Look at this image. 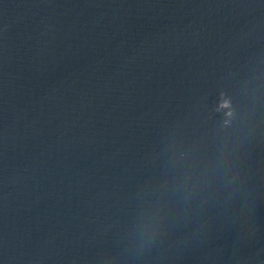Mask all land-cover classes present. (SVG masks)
<instances>
[{"label":"water","instance_id":"1","mask_svg":"<svg viewBox=\"0 0 264 264\" xmlns=\"http://www.w3.org/2000/svg\"><path fill=\"white\" fill-rule=\"evenodd\" d=\"M0 264H264V0H0Z\"/></svg>","mask_w":264,"mask_h":264}]
</instances>
